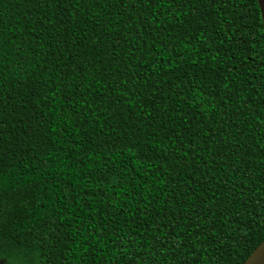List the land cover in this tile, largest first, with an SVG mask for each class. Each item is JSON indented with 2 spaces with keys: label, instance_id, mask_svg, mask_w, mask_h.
<instances>
[{
  "label": "trees",
  "instance_id": "1",
  "mask_svg": "<svg viewBox=\"0 0 264 264\" xmlns=\"http://www.w3.org/2000/svg\"><path fill=\"white\" fill-rule=\"evenodd\" d=\"M263 241L258 0H0V264H244Z\"/></svg>",
  "mask_w": 264,
  "mask_h": 264
},
{
  "label": "water",
  "instance_id": "2",
  "mask_svg": "<svg viewBox=\"0 0 264 264\" xmlns=\"http://www.w3.org/2000/svg\"><path fill=\"white\" fill-rule=\"evenodd\" d=\"M264 20V0H258ZM244 264H264V241L253 251Z\"/></svg>",
  "mask_w": 264,
  "mask_h": 264
}]
</instances>
